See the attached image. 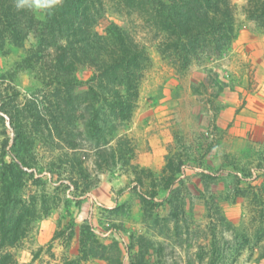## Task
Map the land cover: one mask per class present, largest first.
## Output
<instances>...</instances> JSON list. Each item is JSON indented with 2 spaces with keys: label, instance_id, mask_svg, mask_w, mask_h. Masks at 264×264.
<instances>
[{
  "label": "trees",
  "instance_id": "16d2710c",
  "mask_svg": "<svg viewBox=\"0 0 264 264\" xmlns=\"http://www.w3.org/2000/svg\"><path fill=\"white\" fill-rule=\"evenodd\" d=\"M232 1L61 0L53 9L38 10L0 0V57L17 54L0 73V264H17L13 252L33 222L49 212L44 200L38 204L36 195L25 193L29 185L42 184L44 172L79 196L94 190L103 174L129 178V197L102 210L99 225L119 230L135 206L138 223L151 233L131 237L130 264H162L170 238L186 246L195 202L204 209L208 232L202 239L207 244L194 254L198 264H235L244 251L252 263L264 261V193H243L242 177L235 176L233 193L217 195L211 188L218 179L210 173L186 175L188 166H202L208 149L188 147L177 132L155 174L137 163V144L128 135L151 66L148 44L178 72L193 62H216L241 29ZM241 11L264 31V0H245ZM139 31L149 42L138 40ZM82 69L86 79L77 76ZM19 75L31 80L23 94ZM213 82L216 97L226 84L217 73ZM39 148L45 150L43 163ZM238 199L255 206L248 225L226 216L224 204ZM163 207L166 214L160 215ZM78 245V257L61 264H122L119 243H102L90 223L80 227Z\"/></svg>",
  "mask_w": 264,
  "mask_h": 264
},
{
  "label": "rangeland",
  "instance_id": "374dc122",
  "mask_svg": "<svg viewBox=\"0 0 264 264\" xmlns=\"http://www.w3.org/2000/svg\"><path fill=\"white\" fill-rule=\"evenodd\" d=\"M232 2L237 7L241 29L232 49L216 62H193L186 71L178 72L148 44L151 66L141 82L128 135L137 144V163L155 174L161 171L166 147L177 132L185 137L184 143L188 147L208 149L202 166H188L184 169L186 175L201 171L210 173L218 179L211 188L217 195L233 193L235 176L242 177L240 188L243 193H264V31L244 17L241 7L245 0ZM136 37L149 42L141 31ZM16 58V53L0 57V73ZM208 67H213L211 72ZM214 73L226 84L216 97H213L216 92ZM88 75L86 69L77 74L79 79H86ZM16 83L23 94L31 80L26 75H19ZM202 150H197V155L200 156ZM38 157L41 163L45 161L44 149H38ZM64 184L66 181L60 184L55 177L50 180L49 174L44 172L41 185L27 187L26 195H36L38 204L44 200L49 212L33 222L26 239L13 252L17 264H61L64 259L78 257V235L86 222L94 228L102 243L117 241L122 251V264H130L134 253L131 237L146 230L138 223L135 206L119 230L110 229L107 224L99 225V221H104L102 210L112 209L129 197V178L103 174L98 186L81 196L69 193ZM75 200L79 201L78 205ZM194 204L186 246H176L170 238L165 242L162 264H186V261L198 264L194 254L198 245L207 244L202 239L208 232L204 209L200 203ZM254 208L249 199L224 204L227 218L235 225L241 222L248 225ZM158 212L165 215V207ZM71 225L73 236L68 242ZM251 261L249 252L244 251L235 264H254ZM83 264L105 262L89 260ZM151 264H155L154 260Z\"/></svg>",
  "mask_w": 264,
  "mask_h": 264
},
{
  "label": "clouds",
  "instance_id": "9594fccd",
  "mask_svg": "<svg viewBox=\"0 0 264 264\" xmlns=\"http://www.w3.org/2000/svg\"><path fill=\"white\" fill-rule=\"evenodd\" d=\"M61 0H17V8H34V9H43L50 10L53 9L56 5H59Z\"/></svg>",
  "mask_w": 264,
  "mask_h": 264
}]
</instances>
